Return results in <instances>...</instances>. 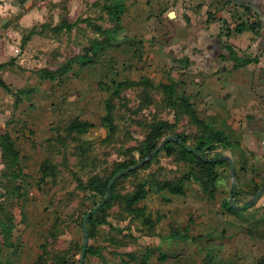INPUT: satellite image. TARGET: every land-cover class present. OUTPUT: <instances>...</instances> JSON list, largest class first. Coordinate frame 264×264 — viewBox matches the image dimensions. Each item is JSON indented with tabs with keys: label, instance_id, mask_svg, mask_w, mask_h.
Masks as SVG:
<instances>
[{
	"label": "rangeland",
	"instance_id": "374dc122",
	"mask_svg": "<svg viewBox=\"0 0 264 264\" xmlns=\"http://www.w3.org/2000/svg\"><path fill=\"white\" fill-rule=\"evenodd\" d=\"M116 1H51L53 4L46 5L43 14L40 15L41 21L52 26L60 23L65 16L69 21H75L74 26L70 30L62 29L58 33L50 27H45L42 34L33 35L22 48L19 47V37L16 47L14 46L7 56V59L12 55L15 57L14 62L7 68L9 73L2 72L5 80L11 84V92L0 88V132L11 131L12 128L18 129L19 146L22 150H27L20 153L30 185L23 188V191L25 189L27 191H24L25 197L23 196L20 201L11 197L0 198L7 207L10 203L13 204L12 211L16 222L14 228L16 252L12 255L9 248L3 250L0 248V260L3 264L6 258L12 264L16 262L33 264L36 260L37 264H53L51 256L70 247L72 249L67 252L69 258L67 263L77 264L80 252L77 245L82 243V215L101 198L100 195H92L87 189L77 187V180L85 183L92 174L106 177L115 163L140 160L139 146L144 142L149 125L154 120L167 121L170 127L164 133L180 134L186 137L188 145H194L198 137L205 139L212 131L203 128L202 125H196L186 113L172 109L166 94L161 89L155 88L156 86L144 88L141 80L146 77L150 80V61L138 62L132 54L128 55L126 63L125 59H122L120 63H116L117 65L108 66L109 68L104 65L98 74L99 82L94 75L83 72L82 76L73 74L65 84L58 85L61 86L58 89L43 87V82L49 80L40 79L35 72L37 68L45 66L53 69L73 56L83 54L86 48L90 49L92 38H98L101 43L105 42L106 34L95 30L93 24L109 29L110 41L121 36L124 28L121 23L113 20L111 14L112 5ZM154 8L152 13L156 15L157 9ZM146 11L150 14L149 5L142 9L141 20ZM33 23V28L39 30V23L37 21ZM29 29L23 28V32ZM19 35L21 36V33ZM149 38L147 37L146 40L150 41ZM114 50L115 48L111 47L109 53ZM231 57L235 59L237 55L233 53ZM21 58L24 60L22 65L15 66L16 61ZM76 61L75 58L72 66L80 65ZM236 63L239 64V61ZM70 72L69 70L67 73ZM168 79L169 81L161 76L159 80L170 82L171 79L169 77ZM90 80H94L96 84L87 91L86 84ZM112 80L116 82L127 80L132 83L127 85L121 83L118 94H112L114 89ZM19 88L24 92L14 93ZM35 88L40 92L34 91ZM180 89L177 87L174 97L182 93ZM27 90L30 91L26 92ZM48 90H51V93H47ZM17 95L21 104L16 101ZM24 99L25 102L22 103ZM106 99H109L111 107L109 113L105 107ZM55 103V107L49 106ZM106 113L109 114L112 129L102 121V116ZM75 117L92 121L93 125L85 132L73 131L69 134L65 130L66 124ZM205 122L213 129H220L207 120ZM164 136L165 134H162L158 142ZM231 140L227 147L216 145L208 156L217 152L228 155L233 160L241 144ZM44 157H47L54 166V175H49L50 170L47 168L45 169L47 174L43 176L39 165ZM193 163L190 160L179 159L175 154L168 155L161 149L148 163L120 177L113 186V193L122 195L132 190L139 181H148L152 178L160 182L175 181L189 170H196L197 167ZM233 164L237 186L235 199L237 204H242L250 195L242 188L243 176L237 174V166L234 162ZM2 168L0 159V172ZM215 168L219 179L214 194L219 199L221 197L222 202L223 198L232 197H229L231 175L227 164ZM3 181L4 178L0 175V183ZM183 184V194H169L166 190L158 192L154 190L155 186L150 185L145 198L138 204L145 206V216H151L154 221L151 226L150 223L145 226L140 218L123 210L116 199L112 200L105 210L110 223L116 227L112 228L108 225L90 227L93 234L88 237L87 245L98 248L101 255L87 253L83 264H122V260H126L127 264H151V262L158 264L155 258L160 253L166 254L172 243L183 244L180 242L187 237L191 239L187 241L196 246V254L202 256V260L215 261L213 239L221 238L222 234H212L203 227L208 224L198 220V212L205 207H211V203L215 202L212 201L214 194L207 196L200 185L192 179L183 180ZM163 194L169 195L170 198L164 200ZM0 217H3L2 213ZM54 226L55 238L48 235V230H52ZM170 228L176 229L177 234L170 232L166 236ZM143 232L147 235H139ZM183 232H185L184 236L181 235ZM42 243L45 249L40 246ZM21 248H23L22 252ZM126 251L135 255L132 260L125 255ZM182 252L184 253V250ZM64 253L63 251L62 254ZM20 254L15 262L12 257Z\"/></svg>",
	"mask_w": 264,
	"mask_h": 264
},
{
	"label": "crops",
	"instance_id": "0c3cea01",
	"mask_svg": "<svg viewBox=\"0 0 264 264\" xmlns=\"http://www.w3.org/2000/svg\"><path fill=\"white\" fill-rule=\"evenodd\" d=\"M49 1L26 0L19 4L17 0H0V62L7 60L16 47L23 28H31L37 21L40 29V24L45 23L40 15L46 5L53 4V0ZM120 1L123 8L119 23L124 28L121 36L99 51L92 64L72 66L71 72L62 75L59 83L44 81L43 87L58 89L73 74L82 76L83 72L98 79L104 65L111 67L122 59L126 63L130 54L138 62L150 61L153 83L165 82L164 78L159 80L161 76L167 81L169 77L180 91L193 95L190 100L200 119L225 130L231 139L240 142L242 146L235 152L233 162L237 174L243 176L242 188L250 192L264 180V0ZM148 5L150 14L146 11L141 20V11ZM152 8L157 9L156 15ZM257 20L260 27L254 33L249 22ZM237 23L242 25L235 30ZM42 33L32 34L23 47L33 35ZM109 47H114V52L109 53ZM233 53L237 55L235 59L231 57ZM238 57L257 60L238 64ZM22 61V58L17 60L15 66L22 65ZM8 66L0 69V76L11 87L3 76L4 72L9 73ZM94 84V80L87 82V91ZM20 101L19 98L17 103L21 104ZM17 131L12 128L8 132L18 150L26 152L19 146ZM221 199L214 194L212 201L216 203L198 212V220L208 224L204 229L222 234L221 238L213 239L216 260H202L187 237L180 242L183 244L172 243L166 254L160 253L155 258L158 264H264V193L246 209L225 210ZM169 233L170 230L166 236ZM19 256L12 259L16 262Z\"/></svg>",
	"mask_w": 264,
	"mask_h": 264
},
{
	"label": "trees",
	"instance_id": "16d2710c",
	"mask_svg": "<svg viewBox=\"0 0 264 264\" xmlns=\"http://www.w3.org/2000/svg\"><path fill=\"white\" fill-rule=\"evenodd\" d=\"M19 4H23L26 0H17ZM123 3L120 0H117L112 5V16L113 20H115L116 23H119L120 20V13L122 12ZM110 12V11H109ZM75 21H69L67 17H62L61 22L56 25H47L46 23L40 24V29L35 30L33 26L27 31L23 32L20 41H19V47L22 48L24 43L30 38L32 34L41 33L42 30L45 27H50L54 32L58 33L62 29L70 30L72 26H74ZM242 23H237L234 27L235 30L239 29ZM93 27L98 32H103L106 34L105 42L101 43L98 38H92L91 39V45L90 49L86 48V52H84L81 55L73 56L72 58L64 61L62 64L57 66L56 68H49V67H40L35 70L37 76L40 79H47L50 81H59L61 79L62 75L67 73L72 68V61L76 58V62H78L80 65H87L92 64L94 62L96 54L104 48L107 44L110 43V30L103 28L99 25L93 24ZM249 27L252 29L254 33H257L260 27L259 21H251L249 22ZM108 28V27H107ZM116 28V27H115ZM228 29L226 30V32ZM227 49L230 50L229 47ZM89 51V52H88ZM14 57L11 56L9 59L0 62V69L6 65H10L14 62ZM240 64H244L249 61H256L257 58L251 57V58H237ZM127 85V80H121L119 82L112 80V87L113 93L112 94H118V87L120 84ZM141 83L143 84V87L146 86L159 88L161 89L164 94H166L168 98V102L170 107L173 109L180 111L181 113H186L192 121L196 125H202L205 129L212 130L208 133L207 137L205 139H202L201 137H198L196 140V143L194 145H190L193 148H195L198 152V154L192 153L184 148L183 145L179 144L177 141H166L161 148L158 150L160 151L163 149L166 154H175L179 159L183 160H190L193 161L194 166L197 167L196 170L192 171L189 170L186 172L183 176L178 178L175 181L170 180H164L163 182H160L159 180H156V178H152L151 180H142L139 181L132 190L126 191L122 195H118L113 193V186L115 182L120 178L124 177L127 173L135 171L137 168H134L132 170H129L127 172H123L120 176L115 178L113 182L111 183L110 189H109V195L107 199L97 208L95 209L86 219L85 225L87 229V235L88 237L92 236L91 228L99 225H108L109 227H116L112 223H110V220L107 216L106 207L110 205L112 200H117L121 204V208L123 210H126L128 213L132 214L134 217L140 218L142 224L145 226L150 223V226L153 225V220L151 216L146 214V208L144 205H139L138 202L145 198L147 192L150 190V185L155 186V191H162L166 190L169 194H183L184 193V184L183 180L185 179H192L193 181L197 182L201 190L207 194V196H213V194L216 191L217 188V181H218V172L216 170V166L222 164H227V160L225 159V155H222L217 152H213L211 156H208V153L212 152L213 149L216 147V145H222L223 147H227L231 143V138L221 129H216L209 125V123L205 122L204 120L200 119L195 112V108L193 107L192 101L190 100V95L182 92L176 97H174L177 84L173 81L170 82H159V83H153L151 79L143 78L141 80ZM0 86L7 92H11L10 86L2 79L0 76ZM30 90H27L28 92ZM24 92L23 89H17L14 93L19 94ZM19 96L17 95L16 101L19 100ZM149 101V100H148ZM105 107L106 111L109 113L111 110V107L109 106V99H106L105 101ZM102 121L110 129L113 128V125L110 122L109 114H105L102 116ZM93 125L92 122L87 120H81L77 117L73 118L70 122L66 124L65 130L67 133H71L73 131L75 132H85L88 127H91ZM170 127V124L165 120H154L151 125H149V130L145 136L144 142L139 146V157L143 158L146 154H148L157 144L159 137L162 134L168 135L166 132V129ZM178 136L181 140H183L185 143L186 137L180 135V134H174ZM158 151L151 157H155L158 154ZM147 159L144 163L146 164L150 161V159ZM0 159L2 162V170L0 172V175L4 178V181L0 183V198L5 199L7 197L16 198L18 201L21 200V198L25 195L23 188L25 186H29V181L27 179L28 174L23 169V164L21 162V153L18 150V148L15 146L14 140L11 138L8 131H2L0 132ZM134 160H129L127 162H118L115 163L114 167L112 168L109 175L106 177H101L96 174H92L89 176V178L86 180L85 183L77 180L76 186L84 189L89 190L92 192V195H100V197L103 196L105 185L107 180L117 171L125 169L129 165L133 164ZM141 164V165H142ZM40 168L41 172L44 175L47 174V171L45 169H49V175H54L55 168L51 164V162L47 159V157H44L43 160L40 162ZM140 167V166H138ZM146 183H150L147 185ZM236 180L233 176V181L231 182L230 187V194L231 198H223L221 204L222 207L225 210H236V209H245L249 206H252L253 203H247V201H244L242 204H237L235 199L236 194ZM261 184H257L254 186L253 189L248 192V194H252ZM241 190H238V192ZM25 197V196H24ZM162 198L164 200H168L170 198L169 195L163 194ZM96 203V202H95ZM94 203V204H95ZM9 204V203H8ZM241 207H237V206ZM13 204H9L7 207L4 202H1L0 200V214L2 213L3 217H0V248L3 250L5 248H9L11 251V254L13 255L16 251V240L14 238L15 232V223L14 222V214L12 211ZM86 212V211H85ZM84 212V213H85ZM91 227V228H90ZM120 229V228H119ZM170 232L177 234V230L174 228H170ZM48 235L53 238L56 237V230L55 226L52 228V230H48ZM139 235H147V233H140ZM150 235V234H148ZM182 236L185 235V232L181 233ZM137 237V236H136ZM43 249H45L44 243L40 245ZM77 247L81 248V244L77 245ZM76 248V247H75ZM72 247L68 248L67 250H63L65 253L62 254L63 251L56 252L54 255L51 256L52 263L53 264H68V255L67 252L71 250ZM92 253L94 255H101L98 248L92 247L91 245H87L85 248V254ZM125 255L128 257V259L132 260L134 258V254L130 251L124 252ZM160 257H164L163 254L160 255ZM4 258V257H3ZM40 258V257H39ZM38 258V259H39ZM264 260V257L262 258ZM0 264H3V262L0 260ZM4 264H11L10 261L6 258V262ZM33 264H37L34 261ZM122 264H127L126 260H122Z\"/></svg>",
	"mask_w": 264,
	"mask_h": 264
},
{
	"label": "water",
	"instance_id": "95a60500",
	"mask_svg": "<svg viewBox=\"0 0 264 264\" xmlns=\"http://www.w3.org/2000/svg\"><path fill=\"white\" fill-rule=\"evenodd\" d=\"M177 141L179 144L183 145L184 148L192 153L198 154L197 150L195 148H193L192 146L188 145L187 143H185L183 140H181L178 136L174 135V134H168L166 136H164L157 144L156 146L148 153L146 154L143 158H141L140 160L136 161L135 163L129 165L128 167H126L125 169L119 170L118 172L114 173L106 182L105 185V190H104V194L103 196L100 198V200L98 202L95 203V205L90 208L89 210H87L81 218V229H82V243H81V248H80V252H79V257H78V262L77 264H83V260H84V256H85V248L87 246V239H88V235H87V229H86V219L87 217L95 210L97 209L108 197L109 195V189L111 186V183L113 182V180L115 178H117L118 176H120L123 172L132 170L134 168H137L138 166H140L142 163H144L147 159L151 158L160 148L161 146L166 142V141ZM225 159L227 160L228 163V167H229V172L231 175V181H233V176H234V164H233V160L230 156L225 155L224 156ZM264 192V180L261 183V185L252 193L250 194V196L247 198V203H253L255 202L260 195ZM229 197H231V195H229ZM237 207H241V206H237Z\"/></svg>",
	"mask_w": 264,
	"mask_h": 264
}]
</instances>
